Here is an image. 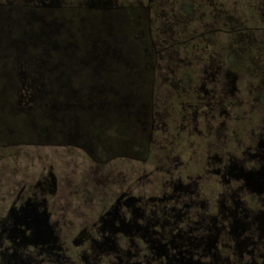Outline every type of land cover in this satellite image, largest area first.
<instances>
[{
	"label": "rangeland",
	"instance_id": "rangeland-1",
	"mask_svg": "<svg viewBox=\"0 0 264 264\" xmlns=\"http://www.w3.org/2000/svg\"><path fill=\"white\" fill-rule=\"evenodd\" d=\"M86 21L93 34L84 29L77 36ZM16 28L24 32L13 43L15 66L2 69L9 80L18 78L8 83L9 99L16 93L15 109L37 105L45 111L43 100L36 99L48 88L33 62L45 56L37 46L45 45L47 55L62 48L76 55L84 48L82 39L91 41L86 57L96 62V71L103 70V54L130 56L145 96L142 104L130 105L138 149L105 133L102 118L113 102L110 95L79 100L89 103L93 114L104 111L82 133L68 115L75 106L54 100L46 104L44 125L29 122L32 134L0 130V210L21 187L25 193L42 177L54 179L46 194L49 208L64 234L75 233L120 191L155 193L164 167L188 166L190 155L199 158L207 141L218 143L219 136L231 134L245 141L251 130L264 127V0H0V43ZM122 37L127 49L118 47ZM231 50L239 54L235 63L229 60ZM107 86L120 102L134 93Z\"/></svg>",
	"mask_w": 264,
	"mask_h": 264
},
{
	"label": "flooded vegetation",
	"instance_id": "flooded-vegetation-1",
	"mask_svg": "<svg viewBox=\"0 0 264 264\" xmlns=\"http://www.w3.org/2000/svg\"><path fill=\"white\" fill-rule=\"evenodd\" d=\"M257 127L245 141L236 134L207 141L188 166L167 165L155 193L120 191L75 233L64 234L49 208L54 179L21 187L0 210V264H264V127Z\"/></svg>",
	"mask_w": 264,
	"mask_h": 264
},
{
	"label": "trees",
	"instance_id": "trees-1",
	"mask_svg": "<svg viewBox=\"0 0 264 264\" xmlns=\"http://www.w3.org/2000/svg\"><path fill=\"white\" fill-rule=\"evenodd\" d=\"M90 26V22L86 21L85 26L81 27V29H78L75 34L77 36L80 35L82 33V30L84 29H86L85 34L92 33L93 29L90 28ZM23 32V30H18L16 28L14 30V35L10 36L9 34L5 33L3 34L4 37L0 43V98H2V100L0 101V130L3 132H8V129L12 131L15 130V134L21 135L32 134L34 132V128L29 122L33 119L37 124L39 123L40 125H44L47 121V119H44V114L46 113V111H48V108L46 106L50 104V100H54V102L56 101L62 104L66 101H69V103L73 105L72 107L75 106L71 111L74 115L71 114L70 111L68 115L76 118L74 121L80 124L82 133V131H88L87 123L95 122L98 115L104 111L93 114L92 111L94 110L91 109L92 107H88L89 103L82 101L79 102V100L81 98V100H89L90 96H93L94 94L100 97L110 95V98L111 100L113 99V102L111 106L106 109L109 112H107L105 117L102 118V120L105 121V133L109 138L112 139L125 138L133 148L138 149L139 143L135 142L132 139V127L135 119H133V117L129 115L131 112L130 105H133L132 103L135 102L134 100H137L136 103L137 105H139L142 101L143 96H145L143 87L140 86L141 84L137 80L139 77L138 71L133 66V62H131L132 65H129V60L131 59L130 56H127L125 54L124 56L120 55V57H118V55H113V53H106L101 55V60L104 63L102 66L103 70H99L100 72L96 71L95 66H93L96 62L91 58L88 60L86 57V53L93 50L89 45V42L91 44L90 40L88 41L82 39L84 48L81 51L79 50L76 55L67 54L66 50L63 48L61 50L49 49L47 55L45 51V45H38L37 52L41 51V53H43L45 56H43L40 60H36V62H33L39 64L40 70L37 69L36 71L41 74L42 80H40V82L48 85V88L46 87L43 91L40 90V95L36 99L43 100V103L45 104L43 110L45 111H40V109L37 108V105H34V107L30 108L28 111L14 108L12 102L14 99H16V93L12 96V99H9V96L13 94V90L8 87V83H18V78L13 75L9 80L7 76L2 72V69L4 66H8L10 68L15 66L13 57L15 55V51H17V48H15L14 46L16 44L13 43L16 41L15 39H19L18 35ZM66 33L67 30L64 31L61 36ZM93 38L96 39L95 37ZM123 38L124 37H122V44H119L118 47L127 49L128 46L126 47V43H123ZM90 39L93 40L92 37ZM99 40L103 39L99 38L96 42L98 43ZM42 41L44 42L45 40L41 38L40 42ZM24 47V44H22L21 48ZM27 52V55H29L32 52V49L31 51L28 50ZM8 54L10 58L8 57L7 59L6 57V61H9V63L6 64L2 60V57H5L6 55L8 56ZM128 57H130V59ZM238 59V52L236 50H231L229 54L230 62L235 63ZM33 62H31L29 65L33 66ZM26 63V67H28V62ZM110 84H113L117 88H119L121 93H125L126 91L134 92L131 96L132 98L127 99L126 102L124 100L120 102L121 99L119 100L115 96L114 90L113 92L108 90L107 85L111 86ZM74 86L78 88L75 87L73 89ZM127 96L129 97V94ZM36 99L33 100V103L35 101L34 104H37L39 102ZM47 102L49 104H47ZM78 103H81V106L78 107ZM50 106L51 104L49 105V107ZM82 106L85 108H82ZM119 111L121 112L120 118L116 117ZM126 117H129V119H127ZM64 118L67 119V115L65 116L64 114ZM127 120H129V124L128 122H126ZM53 129L54 128H52L51 130Z\"/></svg>",
	"mask_w": 264,
	"mask_h": 264
}]
</instances>
